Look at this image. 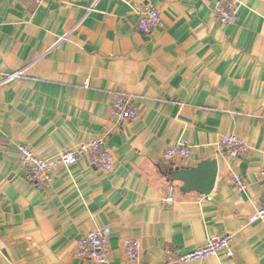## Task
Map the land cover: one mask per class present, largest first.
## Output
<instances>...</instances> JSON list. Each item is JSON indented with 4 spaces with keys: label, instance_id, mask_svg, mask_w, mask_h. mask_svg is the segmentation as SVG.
<instances>
[{
    "label": "crops",
    "instance_id": "1",
    "mask_svg": "<svg viewBox=\"0 0 264 264\" xmlns=\"http://www.w3.org/2000/svg\"><path fill=\"white\" fill-rule=\"evenodd\" d=\"M217 1L0 0V264H100L76 251L104 227L107 264H165L227 234L233 258L189 264H264V0H237L229 24L215 17ZM136 7L160 12L152 35L138 31ZM120 93L137 121L113 116ZM229 135L248 143L246 155L219 152ZM94 139L112 150L111 171L82 155L43 189L20 173L19 146L47 159ZM181 139L192 157L166 161ZM206 161L218 163L209 196L170 176ZM235 174L246 193L234 189ZM126 239L142 244L139 262Z\"/></svg>",
    "mask_w": 264,
    "mask_h": 264
},
{
    "label": "built area",
    "instance_id": "2",
    "mask_svg": "<svg viewBox=\"0 0 264 264\" xmlns=\"http://www.w3.org/2000/svg\"><path fill=\"white\" fill-rule=\"evenodd\" d=\"M239 2L237 0H218L213 13L217 20L223 24L233 22L238 16ZM138 15V31L145 35H152L153 32L162 26L161 14L157 9H143L136 7ZM62 38L56 46L65 41ZM24 76V71L8 73L4 75L3 82H10ZM113 116L119 123L135 122L139 118V112L134 107L132 97L126 93L118 94L113 107ZM217 148L219 152L229 158L236 159L246 155L249 151L248 143L236 136L229 135L220 139ZM18 151L21 156L20 173L39 189L45 188L53 179V171L56 167H69L75 165L82 155L89 157L91 164L96 169L111 171L114 168V155L112 150L102 139H94L87 143H82L78 147L62 152L52 158H40L24 146H19ZM194 152L193 145L186 139L169 147L164 155L166 161H173L176 158L189 159ZM261 183L264 184V168L260 173ZM234 189L239 193H246V180L238 174L232 178ZM166 206L174 204L173 188L164 201ZM256 219L264 221V206L258 209ZM110 236L109 227L98 228L86 233L79 241L76 251L78 258L87 259L100 264H107L110 256ZM233 235L227 234L220 237L209 238L204 247L189 251L183 254L171 253L169 260L165 264H189L195 261L225 255L228 258L234 257L232 250ZM123 249L130 260L139 262L142 256V244L136 239H126L123 241Z\"/></svg>",
    "mask_w": 264,
    "mask_h": 264
},
{
    "label": "water",
    "instance_id": "3",
    "mask_svg": "<svg viewBox=\"0 0 264 264\" xmlns=\"http://www.w3.org/2000/svg\"><path fill=\"white\" fill-rule=\"evenodd\" d=\"M170 176L173 180L184 184V191L209 196L215 188L218 163L217 161H206L196 169H176L170 173Z\"/></svg>",
    "mask_w": 264,
    "mask_h": 264
}]
</instances>
